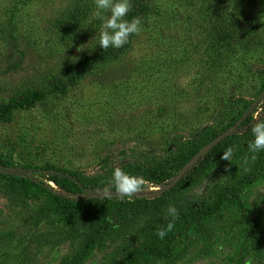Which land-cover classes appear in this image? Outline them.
<instances>
[{
	"label": "rangeland",
	"instance_id": "374dc122",
	"mask_svg": "<svg viewBox=\"0 0 264 264\" xmlns=\"http://www.w3.org/2000/svg\"><path fill=\"white\" fill-rule=\"evenodd\" d=\"M225 3L251 16L242 18V39L234 43L223 40L216 21ZM147 5L142 31L124 52L91 66L65 92L46 94L0 120V156L32 167L19 171L39 182L0 179V264H264V156L256 181L237 198L187 221L232 192L259 157L249 143L253 114L264 116V0ZM94 8V0H0V99L45 90L50 78L63 77L93 53L102 23L89 25ZM231 98H240L237 106L250 101L247 124L238 119L229 137L179 184L149 197L176 172L158 183L146 171L175 167L200 139L221 129L231 118ZM229 147L231 161L222 160ZM45 165L76 171L85 186L74 193L58 188L47 180ZM117 166L147 181L129 204L70 211L47 192L99 195ZM170 205L179 217L161 239L158 230L173 220Z\"/></svg>",
	"mask_w": 264,
	"mask_h": 264
},
{
	"label": "trees",
	"instance_id": "16d2710c",
	"mask_svg": "<svg viewBox=\"0 0 264 264\" xmlns=\"http://www.w3.org/2000/svg\"><path fill=\"white\" fill-rule=\"evenodd\" d=\"M132 9L125 17L126 20L131 21L134 17H139L140 19L147 13L148 5L147 0H131ZM246 17V18H245ZM247 17H251L247 14V11H244L241 6H227L225 3L222 8L218 11L217 14V24L218 29L220 30L223 40L225 42H237L240 41L242 38V30L243 25L245 23L242 18L247 19ZM256 34L254 33L253 37ZM129 37V42L131 40ZM125 44L122 48H108L103 50L99 45L97 49L93 53L84 54L79 59H77L71 66H69L66 70V74L61 76H53L47 82V88L45 90L42 89H32L29 91L20 92L10 96L6 100L0 99V120L1 121H8L11 118V115L14 110L17 109H26L32 107L35 103L41 101L45 98L46 94H51L53 96L57 95L58 93L65 92L69 87H72L77 79H79L85 72L89 70V68L96 64H101L116 58L119 54L124 52L128 45ZM246 42V41H245ZM254 44H262V42H255ZM261 90H264V80L261 85ZM230 100H234L232 102V108L230 109L231 118L219 129L217 132H211L205 138L199 140L197 145L202 146L206 142H208L211 138H213L218 133L222 132L223 130L231 127L236 123L238 119H241V123L247 124V122L251 118V112L246 113L244 116L243 114L245 111L250 107V101H242L240 106L236 105V101L240 100V98H231ZM236 100V101H235ZM231 105L229 106V108ZM202 130V129H201ZM201 133V131H199ZM196 135H198V133ZM229 137L226 136L217 142L213 147H211L204 155L201 156V159H206L210 155H212L217 148ZM199 146V147H200ZM198 147V148H199ZM198 148L194 151L189 153L186 157L182 158L178 164L175 165L173 168H158V169H149L146 171L147 177L151 179L153 182L161 183L170 179L176 171L178 166H181ZM264 150L259 152V157L255 163L254 170L248 174L243 175L237 182H235L232 187V192H224L214 203L213 205L205 211L198 212L193 214L190 218L187 219L188 222L193 221L195 219L211 215L215 212V210L221 205V203L233 196L237 198L238 194L249 184L256 181L259 172L262 168ZM200 159V160H201ZM199 160V162H200ZM196 166H194L195 168ZM31 170L32 167L26 165H20L8 158H4L0 156V179L9 182H20V183H31V184H38L39 182L33 177H27L26 175L22 176L19 170ZM47 174V180L51 181L54 185L58 188H61L64 191L74 193L76 190H79L80 187L85 186V178L79 175L76 171L72 170H64L55 168L53 166L45 165L42 168ZM191 170L189 169L187 173ZM131 175H135V171L129 172ZM112 178L108 179L107 182L111 183ZM181 180V179H180ZM180 180H178L174 185L179 184ZM171 188V187H170ZM169 188V189H170ZM168 190V189H167ZM167 190L163 192H167ZM47 192L53 197L56 204L66 210H78L83 209L86 211H95L98 208L106 206L110 203L116 204H129L130 201L125 198L124 200L119 199L117 196H113L112 199H104L99 197V195H89L84 197H76L72 195H66L61 192H52L50 187L47 189ZM162 192V193H163ZM134 257L133 254L129 256V259ZM128 264H130L128 262Z\"/></svg>",
	"mask_w": 264,
	"mask_h": 264
},
{
	"label": "clouds",
	"instance_id": "9594fccd",
	"mask_svg": "<svg viewBox=\"0 0 264 264\" xmlns=\"http://www.w3.org/2000/svg\"><path fill=\"white\" fill-rule=\"evenodd\" d=\"M94 4L95 8L88 23L91 25L95 20L102 21L98 45L103 50L122 48L129 42L130 36L141 33L139 17H134L131 21L125 19L132 9L131 0H94ZM78 50H83V48ZM253 120L256 121L251 129L254 139L249 143V149L252 153H257L264 150V116L261 115L260 111H256L253 114ZM232 154L233 149L229 147L223 151L221 159L231 161ZM252 159L255 160L256 156L253 155ZM146 184L147 181L142 176L130 175L117 166L114 169L111 183L98 191L101 193L99 197L112 199L113 196H117L121 200L127 198L131 201L145 191ZM113 189L115 194H113ZM167 215L171 216L173 220L167 224L166 230H158L157 235L161 239L173 230L174 220L179 217V212L174 205H170L167 209ZM246 264H250V262H246Z\"/></svg>",
	"mask_w": 264,
	"mask_h": 264
},
{
	"label": "water",
	"instance_id": "95a60500",
	"mask_svg": "<svg viewBox=\"0 0 264 264\" xmlns=\"http://www.w3.org/2000/svg\"><path fill=\"white\" fill-rule=\"evenodd\" d=\"M232 132L231 127L223 130L222 132L215 135L208 142L200 146L177 170L175 175L159 190L151 194L149 197H154L161 194L163 191L172 187L180 177L192 167V165L202 156L204 155L211 147H213L217 142H219L224 137L228 136Z\"/></svg>",
	"mask_w": 264,
	"mask_h": 264
}]
</instances>
